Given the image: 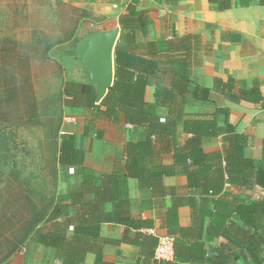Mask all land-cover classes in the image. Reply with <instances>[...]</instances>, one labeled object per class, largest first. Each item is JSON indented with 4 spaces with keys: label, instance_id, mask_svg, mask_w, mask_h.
Returning <instances> with one entry per match:
<instances>
[{
    "label": "crops",
    "instance_id": "1",
    "mask_svg": "<svg viewBox=\"0 0 264 264\" xmlns=\"http://www.w3.org/2000/svg\"><path fill=\"white\" fill-rule=\"evenodd\" d=\"M61 1L72 9L68 18H74L76 30L48 51L52 70L35 78V84L39 79L44 84L34 87L55 90L48 114L58 118L57 195L7 264H61L56 254L77 251L85 252L82 264H135L148 241L156 242V257L161 238H174L178 226L194 223L212 196L211 185L219 188L215 197L231 201L263 194L253 178L232 183L226 173L228 159L240 180L243 161L257 164L262 158L264 7L258 0L245 7L234 0L232 8L219 11L207 0H135V9L150 21L137 32L139 48L133 44L132 51L147 57L146 47L154 46L162 69L137 108L125 112L102 105L111 86L97 99L76 46L87 33L116 28L120 33L119 16L132 0ZM179 75L191 89L207 88L206 99H196L194 90H176ZM251 87L260 100L242 99L240 92ZM218 108L226 109V120L224 114L214 116ZM211 118L215 126L207 133L194 128V121ZM55 205L61 215L47 221ZM64 226L66 240L57 243L52 234ZM82 226L91 233L77 241L74 231Z\"/></svg>",
    "mask_w": 264,
    "mask_h": 264
},
{
    "label": "rangeland",
    "instance_id": "2",
    "mask_svg": "<svg viewBox=\"0 0 264 264\" xmlns=\"http://www.w3.org/2000/svg\"><path fill=\"white\" fill-rule=\"evenodd\" d=\"M11 1L0 0V48L8 49L0 54V264L57 195L53 131L58 118L48 114L55 90H34L44 84L43 79L35 84V78L47 75L53 64L34 54L67 34L72 23L65 19L73 14L67 4H57L61 0H14L27 4V16L16 6L13 22L15 7L3 6Z\"/></svg>",
    "mask_w": 264,
    "mask_h": 264
},
{
    "label": "trees",
    "instance_id": "3",
    "mask_svg": "<svg viewBox=\"0 0 264 264\" xmlns=\"http://www.w3.org/2000/svg\"><path fill=\"white\" fill-rule=\"evenodd\" d=\"M207 1L211 9L218 11L230 9L234 5V0ZM251 1L239 0V3L240 6L245 7ZM134 2L135 0H132L126 5V12L121 14L118 19L120 33L113 51L114 79L111 87L101 101L102 105L109 107L110 110L119 108L125 112L126 108H137L138 103L142 101L146 85L152 81L157 82L156 79L152 78L157 71L162 69L159 61L155 58L156 49L154 46L150 45L146 47L147 57H143L140 53L132 51L134 49L133 44H135L136 49L139 48L137 47L138 43L134 42L137 32L139 30L145 31V26L150 21L148 16L143 15L144 12L135 9ZM258 2L264 7V0H258ZM18 4L17 1L12 0L8 5H3L9 8L15 7L12 10L14 14L13 22L16 19L18 6L21 7L20 11L26 14L27 4L25 2ZM57 4L59 6L64 5L63 3ZM12 11L10 10L9 12L11 13ZM26 16L22 18V21H25ZM65 20L72 23L67 28V34L61 39L49 41L47 45L43 46V49L40 47L38 53L34 54L36 57L46 59L48 51L54 45L72 37L76 30V22L73 17H67ZM3 35V37H6V34ZM44 39L47 41V37H44ZM12 41V39H9L8 43L10 44ZM6 51H8L7 48H0V54ZM175 85L177 86L176 90H194V97L196 99H206L209 92L207 88L198 85H195L191 89V83L187 82L185 78L183 79L181 75L178 76ZM240 95L242 99L252 101L261 99L256 87L242 90ZM172 97H175V95ZM91 102L92 98L89 100V103ZM214 114V116L224 114L225 120L228 117L227 111L224 108L216 109ZM213 118L194 121V128H197L202 134L207 133L211 126H215ZM150 132H153V130L150 129ZM148 134L150 133L148 132ZM230 153L233 158V152L231 151ZM230 160L228 159L226 164L228 181L232 183H244L246 179L253 178L255 183L263 189V194L255 200L245 201L243 199H236L235 201H231L222 197V195L215 197L219 193V188L216 189L215 186L211 185L209 193L212 196L205 200L204 208L198 211L194 223L187 228L178 226L171 232L174 235V238H172V258H156L154 255L156 242L150 240L144 247L141 246L142 248L135 264H264V141L262 158L257 164L243 161L242 179L234 178L235 172L231 171ZM60 215V209L55 205L47 215L46 220H54ZM45 216L46 213L43 214L40 221L34 222L31 225L28 229V235L37 224L41 223ZM205 219H208L206 224L204 222ZM35 232L39 234L40 230L37 229ZM90 233V229L85 226L76 227L74 231V235L78 237L76 238L77 241H79L81 235H89ZM219 236L221 240H218ZM52 239H55L57 243L65 241V226L62 232L56 231L52 234ZM19 246L7 255L4 264L8 263L10 257L16 253ZM84 255V251H77L63 256L56 254V257L61 259V264H82ZM97 257H99V254Z\"/></svg>",
    "mask_w": 264,
    "mask_h": 264
},
{
    "label": "water",
    "instance_id": "4",
    "mask_svg": "<svg viewBox=\"0 0 264 264\" xmlns=\"http://www.w3.org/2000/svg\"><path fill=\"white\" fill-rule=\"evenodd\" d=\"M119 30L87 33L76 46V55L86 65L99 100L111 86L113 78V48Z\"/></svg>",
    "mask_w": 264,
    "mask_h": 264
},
{
    "label": "built area",
    "instance_id": "5",
    "mask_svg": "<svg viewBox=\"0 0 264 264\" xmlns=\"http://www.w3.org/2000/svg\"><path fill=\"white\" fill-rule=\"evenodd\" d=\"M172 256V238L164 237L161 238L156 247V257L168 258Z\"/></svg>",
    "mask_w": 264,
    "mask_h": 264
}]
</instances>
